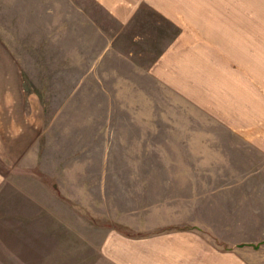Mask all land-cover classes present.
<instances>
[{
    "label": "rangeland",
    "instance_id": "374dc122",
    "mask_svg": "<svg viewBox=\"0 0 264 264\" xmlns=\"http://www.w3.org/2000/svg\"><path fill=\"white\" fill-rule=\"evenodd\" d=\"M181 33L148 6L125 22L99 0H0V43L37 135L0 190V232L18 238L0 233V244L17 264H89L111 230L192 221L226 246H264V103L250 122L224 125L204 107L200 78L163 62ZM204 35L193 45L239 46L233 69L262 101L264 30Z\"/></svg>",
    "mask_w": 264,
    "mask_h": 264
},
{
    "label": "crops",
    "instance_id": "0c3cea01",
    "mask_svg": "<svg viewBox=\"0 0 264 264\" xmlns=\"http://www.w3.org/2000/svg\"><path fill=\"white\" fill-rule=\"evenodd\" d=\"M99 1L110 14L124 18L125 22L142 6L171 20L182 33L162 57L163 62H169L171 67L170 61H175L173 70L182 73L181 77L194 74L196 81L200 78L197 88L201 95L206 94L201 98L204 107L223 118L224 125L239 127L243 121L257 117L258 104L262 105L264 99H258L256 81L233 69L240 66L239 46L235 48L232 42L223 41L209 50L208 46L193 45L192 37L205 38L206 32L264 30V21L257 19V15H264V0L258 3L256 0ZM1 47L0 43V92H3V97L0 93V190L10 182L12 169L37 140L36 126L26 113V96L16 59L5 54V47ZM261 96L264 98V93ZM2 110L7 111L6 115H2ZM172 227L132 236L111 230L95 249L97 259L89 264H257L254 255H264V246L252 242L226 246L214 233L193 221L187 226ZM9 233L3 234L8 242L15 244L17 236ZM46 241L42 239L40 247L35 248L38 253H48ZM21 248L25 262L32 261V247ZM17 263L11 256V247L0 244V264Z\"/></svg>",
    "mask_w": 264,
    "mask_h": 264
}]
</instances>
